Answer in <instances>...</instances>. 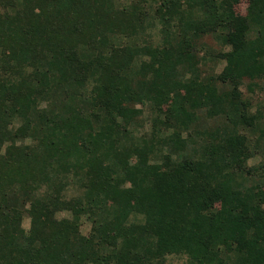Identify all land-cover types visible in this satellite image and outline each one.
I'll list each match as a JSON object with an SVG mask.
<instances>
[{"label":"trees","instance_id":"1","mask_svg":"<svg viewBox=\"0 0 264 264\" xmlns=\"http://www.w3.org/2000/svg\"><path fill=\"white\" fill-rule=\"evenodd\" d=\"M246 1L0 0V264H264V0Z\"/></svg>","mask_w":264,"mask_h":264},{"label":"rangeland","instance_id":"2","mask_svg":"<svg viewBox=\"0 0 264 264\" xmlns=\"http://www.w3.org/2000/svg\"><path fill=\"white\" fill-rule=\"evenodd\" d=\"M150 2V1H149ZM246 0H240V2L235 6V12L239 15H245V9H246ZM146 10L148 11V6H146ZM152 14V10L150 9L149 10ZM3 13V11L0 9V14ZM15 13V12H14ZM155 30V29H154ZM203 41H205L207 43V45L210 47V48H213V49H219V43L218 41L216 40L215 37L213 36H207V37H204L203 38ZM222 64L220 63L218 66H217V69L216 71H220L221 68H222ZM244 95L250 97L251 94H249L247 91H246V88L245 86L241 88ZM253 98V101H255L254 103L258 102H264V89H262V91H256L255 95L252 96ZM255 107H253V110H252V113L255 112ZM259 158H255V159H251L248 161V165H253V164H256L259 162ZM53 178H52V183L51 185L56 187V188H59L58 186L61 185V178H62V175L59 173H55L53 174ZM128 187V185H127ZM44 190L41 189V192H43ZM62 193L64 195H67L70 197H77V196H82V190H80L78 187H70L69 189H65L64 191L62 190ZM82 199H84V197H81ZM98 211H103L106 209V207H97ZM56 217L58 219H72V214L71 213H68V212H65V211H62V212H59L56 214ZM22 226L24 229L28 230L29 228V219L28 218H24L23 221H22ZM90 226L91 224L89 223L88 220H86V218L84 217H81L79 219V231L81 232V234L83 235H87L89 230H90ZM181 261L177 258H170L169 259V264H180Z\"/></svg>","mask_w":264,"mask_h":264}]
</instances>
